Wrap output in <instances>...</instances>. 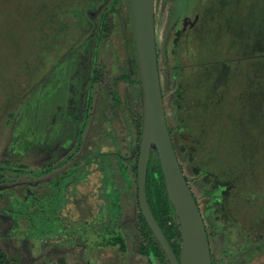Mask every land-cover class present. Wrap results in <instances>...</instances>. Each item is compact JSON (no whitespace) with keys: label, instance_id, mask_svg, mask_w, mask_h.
I'll list each match as a JSON object with an SVG mask.
<instances>
[{"label":"rangeland","instance_id":"obj_1","mask_svg":"<svg viewBox=\"0 0 264 264\" xmlns=\"http://www.w3.org/2000/svg\"><path fill=\"white\" fill-rule=\"evenodd\" d=\"M63 1L0 0V88L15 84L12 77L21 69L19 59L31 38L33 17L38 15L41 7L56 2L59 6ZM110 1L107 0L102 8L95 6L90 10L89 21L78 30L76 43L58 59L59 63H63L70 55L74 57L70 68L65 67V73H69L66 70L70 69V76L59 74L52 78L47 90L44 88L43 92L31 93V100L30 94H21V97L4 101L5 106L0 113V164L25 166V169L20 174L8 171L5 177H0V192L14 189L17 183L37 182L40 186L38 191L43 194L39 189L49 190L45 184L51 181L54 174L78 162L80 148L76 139L84 137L80 125H84V101L93 61L95 59L99 69V78L91 88V95L95 97L97 91L106 92L109 89L111 76H120V67L128 60L119 23L113 32L110 30L101 39L97 38L101 12ZM186 9L192 12L190 21L187 29L179 32L177 17ZM154 14L161 89L168 122H172L169 100L177 101L180 96L193 103L189 113L185 110L181 114L182 119H175L177 124L197 120V107H201L207 118H199L201 120L198 119L197 123L194 120L198 130L189 137L188 148L196 150L198 141L201 148L204 143L212 146V140L202 142L201 136L222 140L226 151L233 150L235 157L239 156L238 165L242 167L239 182L245 185L239 191H244L245 196H250L252 200L241 203V215L230 217L238 225L228 221L226 224L217 223V226H225L217 228L203 210L202 196L194 189L210 233V247L223 261L264 264V0H154ZM107 21L111 27L113 19L108 17ZM171 32H175L180 39L174 73L178 78L169 66L166 67L167 73L164 70V45ZM191 57L198 58L195 66L190 63ZM53 68L51 64L44 78L51 76ZM178 86L188 89H182L175 96ZM192 86L194 89H191ZM126 88L129 90L128 85ZM204 93L208 94V98ZM206 103L209 104L204 105ZM135 108L132 104L133 113ZM26 115L28 118L24 122ZM97 117L101 128L98 135L112 133L111 123L106 121V117ZM95 122L97 124L96 119ZM116 133L119 140L117 127ZM184 133L189 134L188 131ZM93 140L96 142L98 138ZM99 140L106 139L100 137ZM106 157L104 154L92 156L98 161ZM59 160L64 164L54 168V174L48 172L51 171L48 167ZM232 162L235 163L234 160ZM93 165L84 163L80 170L72 171L75 178H82L92 167L88 174L91 183L87 179V191L75 195L71 190H63L65 193L59 198H39L35 200V205L32 204L37 209L42 205L39 208L41 213L52 216L54 221L46 231H41L44 217L36 218V229L27 231L26 221L21 224L24 228L19 229L3 215L0 208V238L7 256L15 257L18 264H55L60 259L65 264H150L147 257L139 252L143 243L136 221L139 216L137 209L132 218L127 215L117 220L116 210L106 209L108 200L101 195L102 186L95 183L105 175V172L100 174L99 167L103 165ZM117 177L120 180H116L114 189L122 192L126 183L120 175ZM255 190L261 194L256 200ZM109 227L114 238L110 235L106 242L101 241L100 235ZM95 233L99 234L96 236L98 239H90ZM84 237L88 241H82ZM116 239L118 241L114 242ZM254 246L257 251L253 255L250 251ZM151 264H158L153 257Z\"/></svg>","mask_w":264,"mask_h":264},{"label":"trees","instance_id":"obj_2","mask_svg":"<svg viewBox=\"0 0 264 264\" xmlns=\"http://www.w3.org/2000/svg\"><path fill=\"white\" fill-rule=\"evenodd\" d=\"M106 1L107 0H64L59 6V3L56 2L49 3V5L41 7L42 9L38 12V15L33 17V20L31 21V38L25 51L19 59V68L21 69H19L15 76L12 77L15 84L12 87L8 85L7 87L0 88V113L3 111L5 106L4 101L6 99H16L21 97V94H30L31 97L29 99L31 100L33 98L31 93L34 95L38 91L43 92L44 88L48 87V83L52 80V78L58 76L59 74L70 76V69L66 70L69 73H65V67L70 68L71 61L74 60V57L71 58L72 55H70V57L66 58L63 63H59L58 59L66 50H70L72 45L76 43L77 36L79 34L78 30L89 21L90 10L96 7L100 8ZM116 5H118V7H116ZM108 17L113 19L111 27H109V22L107 21ZM118 23L122 28L121 35L123 32V42H121L123 48L127 50L128 60L126 64H124L125 66L122 65L120 67V76L114 78L115 76L112 75V78H114L112 80L113 82H118L120 80L128 81L132 87L134 102L136 105H139L138 107H140V82L132 39L129 0H111L110 3L103 8L100 15V24L97 35L98 40L103 37V34L105 35L107 32L109 33L110 30L113 32V28L116 29ZM181 28L182 27H179V32L182 30ZM96 47L94 48L96 49ZM179 50L180 39L177 38L175 32H171L164 45V70L166 71V67H170L173 75L176 73L175 67L177 66V55ZM113 52H115V50ZM197 59L198 58L193 59L191 57V65H194V62ZM51 64L54 67L52 69L53 72L49 78H44ZM57 68H60V70L55 71ZM98 71L99 69L94 59L92 72L88 80L89 86H92L94 82L98 80ZM11 72L15 73L13 71ZM54 72H56V74ZM167 72L168 71H166V73ZM174 76L178 78V75L175 74ZM182 89L184 91L188 89V87L183 88L178 86L175 89V96H177ZM191 89H194V86H192ZM204 94L208 98V94ZM208 104L209 103H206L204 105ZM169 107L172 110V122L168 125L170 138L182 170L184 169L189 175L188 177L184 172L185 179L189 183L193 195L195 196L194 189L200 193L203 198L204 212L208 215L212 222L226 224V222L231 221L234 225H238V223L233 222L230 217L235 214L241 215L242 212H240V209L242 202L247 203L246 201H252L250 196H245L244 191H239V188H245V185L239 182V174L242 170V167L238 165L239 156L236 158L233 150L231 152L226 151V145L222 140L214 138L213 140L205 136H201L202 142L212 140V146H209L208 143H204V147L201 148V144H199L198 141V147H196L197 149L191 151L190 148H188V145L190 144L189 137H191L195 130H198V127L194 122L196 119L186 123L180 122L179 124H177L175 119H182L181 114L185 112V110L189 113L191 111L189 108L194 107L193 103L186 100H171L169 102ZM197 110L199 113H197L196 123L199 118H204V120H206L207 117H205L206 114L203 109L201 107H197ZM27 118L28 116L26 115L24 122H26ZM133 118L135 119H131L132 121L128 124V130L130 131V135H132L131 145L133 147L137 145L138 148L141 131L140 110L139 113H133ZM87 120V117L84 118V125L81 126V129L86 126ZM185 131H188L189 134H185ZM232 160H234L235 163H233ZM116 161L118 162L119 160ZM120 167L121 166H119V164L115 167L117 172L116 177L120 175L122 179H126L125 170ZM22 169H25V166L10 167L0 164V177H5L4 174L8 171L20 174L22 173ZM132 172H134L135 176V167L132 168ZM111 180H113V178H111ZM246 188H249V186ZM255 191L254 200L261 195L257 192V190ZM144 194L152 216L154 217L164 237L169 242L174 254L178 256L180 250L178 221L174 208L166 192L159 162L153 152L150 153V157L147 162L146 175L144 179ZM133 197L137 200L136 192L133 194ZM113 208L117 212L121 210L119 203ZM4 213L9 216L13 214L12 211L6 212V210H4ZM136 221L139 226L138 231L143 243L139 247V252L147 257L150 264L152 257L158 264H170L140 211ZM217 227L223 228L221 225ZM235 248L238 252V247L236 246ZM255 251H257V249L254 246L250 252L254 255ZM210 252L212 264H234V260L228 262L218 258L216 251H213L211 247ZM17 262L18 261L15 257L13 258L5 254L0 238V264H18ZM55 264H65V262L60 259Z\"/></svg>","mask_w":264,"mask_h":264},{"label":"flooded vegetation","instance_id":"obj_3","mask_svg":"<svg viewBox=\"0 0 264 264\" xmlns=\"http://www.w3.org/2000/svg\"><path fill=\"white\" fill-rule=\"evenodd\" d=\"M186 7L189 8V4H187ZM190 12L191 10L186 9L184 12H180V14L177 17V21L180 22L179 27H182L181 28L182 30L187 29V24L190 21V16L192 13ZM114 78H112L111 76V81H109V84H110L109 89L106 92L100 91V90L97 91V93L95 94V97L91 95V88L93 87L95 82L92 86H89V85L87 86V89H86L87 93H86V98L84 101L82 122L84 121V118L86 117L88 118V120H87L86 126L82 127L84 131V134H83L84 137L79 140L78 137L76 136L77 137L76 145L78 148H80L78 162H76L73 165L67 166L62 171L57 173V175L53 173V170L54 168H57L60 165L64 164V163H61L62 160H59V162H57L54 166L50 165L48 167V170H51V171H48V172H52L55 175V177L53 175L51 178V181L45 184V186L49 190H47L46 188L39 189L43 191V194L39 193L38 188L40 186L37 184V182H34L33 183L34 185L31 183L30 184L17 183L14 189H10L9 191L0 192V208L3 209V215L6 216L7 218L9 217L19 229L24 228L23 225H21L23 220L27 222V225H26V227L28 226L27 231H29L30 229H36L35 219L36 218L42 219L44 217V219L41 220V224L43 225L42 227L43 229L41 231H46L48 230V226L51 224V222L54 221L51 218L52 216L42 214L43 212L39 210V208H41L42 205L38 206L39 207L38 209L37 207L35 208V206H32V204L35 205L34 204L36 202L35 200H38L39 198H44V200L46 199L48 200L50 198L54 199L53 198L54 196H57L56 198H59L61 194L65 193L63 192V190L64 191L71 190V193L74 192L75 195L78 192L83 193L85 190L87 191V187L91 183L90 179L88 178L89 177L88 174L90 173L89 170L92 167L89 170H87L88 172L86 173V175L84 174L82 178H75L76 176H73L75 172L72 173V171L80 170L83 167L84 163L94 164V165L97 164L99 166L100 164L103 165V167L102 166L99 167L101 169L100 174L101 172H105V175L103 178L101 176L99 181L96 180L95 183L98 185L100 184L102 186L101 195H103L102 197H104V199L107 198L108 200V207L105 206V201H103V204H104L103 206H105L106 209L115 210L113 207L118 205V203L120 204L121 210L119 212L114 211L115 213H117L116 214V217H118L117 220H122V218L123 217L125 218L127 215L132 218L133 216H135V209H137L138 211L137 213L139 214L140 210L138 207L137 200H135L133 197V194L135 192L137 193V187H136V173L134 176V172H132V168L134 167L136 168V165H137L140 138H139L138 148H137V145L133 147L131 145L132 135H130L129 133L130 131L128 130V124H130V121H132L131 119H135L133 118V111H131V105L134 104V106L136 107L134 110L136 111L135 113H137V109L140 110L141 112V104H140V107H138L139 105H136V103L134 102L132 87L128 81L120 80L118 82H113L112 79ZM99 83L101 82H98L97 84ZM126 85L129 86V90L126 88ZM139 88H140V83H139ZM103 92H105V94L103 95L104 97H102ZM177 100L184 101L185 99H181L179 96ZM187 100L188 102L191 103L190 99H187ZM170 101L171 100H169V102ZM140 102H141V95H140ZM168 106H169V103H168ZM164 110H165V106H164ZM97 115L98 116L102 115L106 117V121L111 123L110 127L112 129V133L108 135H103L101 133L100 135H98V133L101 132L100 131L101 128L98 124ZM165 116H166V121H167V126H168L170 121L168 122V114L166 115V111H165ZM95 119L97 120V124L95 122ZM101 120L104 121L102 118ZM95 127L97 129H95ZM116 127L119 130V140H118V134L116 133ZM80 129H81V125H80ZM140 134H141V131H140ZM100 137H104L106 140L100 141L99 140ZM93 138H98V140L94 142ZM50 146L52 148L51 144ZM103 154L107 156L105 159H103V161H98V159L96 160L95 158H92V156L103 155ZM116 160H119V161L117 162ZM135 161H136V164H135ZM118 164L119 166H121L120 168H123L125 170V175H126V179H123L124 182L126 183V188L121 190L122 192L116 191L114 189L115 187L114 184H116V180H120L119 177L116 178L117 172H116L115 167ZM112 169H113V172H112ZM145 175H146V172H145ZM111 178H113V180H111ZM87 179L89 181V184H88ZM83 180H86L87 183L85 182L86 184H83L82 183ZM94 185L95 184L93 183L92 186ZM53 191L55 192L53 193ZM195 199L197 201V197H195ZM111 204H114V206H111ZM197 204L201 211L200 204L198 202ZM52 208H54V205L52 206ZM4 210H6V212L12 211L13 214L9 216L8 214L4 213ZM203 210H204V207H203ZM120 224L122 225V223ZM212 224L217 226L216 222L215 223L212 222ZM224 227L225 226H223V228ZM39 229L41 228L39 227ZM110 229L111 228L109 227V229L105 231L104 234L100 235L99 238L101 239V241L106 242L107 239H109L110 235L112 236V239L114 238L113 234L110 233L111 232ZM206 231H207V237H208V234H210L208 228L206 229ZM117 232L121 234L118 230ZM96 236H99V234L95 233L91 235L90 239L92 240L96 238L98 239V237ZM85 240L88 241V239L84 237L82 241H85ZM117 241L118 239H116V241L114 242H117ZM208 241L210 243V236L208 237Z\"/></svg>","mask_w":264,"mask_h":264},{"label":"water","instance_id":"obj_4","mask_svg":"<svg viewBox=\"0 0 264 264\" xmlns=\"http://www.w3.org/2000/svg\"><path fill=\"white\" fill-rule=\"evenodd\" d=\"M132 39L141 92V134L136 165L139 210L170 264H212L206 226L170 138L155 38L154 0H129ZM155 153L180 234L176 256L152 216L144 194L150 153Z\"/></svg>","mask_w":264,"mask_h":264}]
</instances>
